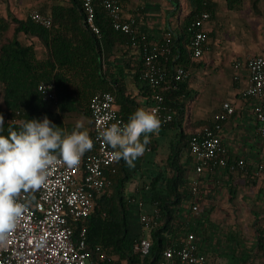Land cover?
I'll return each mask as SVG.
<instances>
[{
    "label": "trees",
    "instance_id": "1",
    "mask_svg": "<svg viewBox=\"0 0 264 264\" xmlns=\"http://www.w3.org/2000/svg\"><path fill=\"white\" fill-rule=\"evenodd\" d=\"M226 1L230 10L239 9L242 3V0ZM215 9L211 0H186L184 9L177 3L175 27L165 29L156 41L141 30L133 34L113 30L105 10L97 3L99 36L84 24L82 0H59L51 4L47 12L52 20L50 29L36 25L28 17L19 19L9 12L3 14L0 9V116L4 121L0 135L4 136L9 135V128L18 131L23 122L42 121L45 116L66 132L75 128L77 119H87L91 127L89 102L97 91L114 95L115 106L127 123L138 108L149 110L152 91L141 75L150 45L167 43V51L157 53L156 64L164 71L165 78L156 92L172 111V120L159 129L170 132L168 141L159 147L158 169L150 172L132 194L127 193L132 173L123 159L115 162V173L104 170L111 181L110 190L93 194L92 212L75 229L76 236L79 226H85L86 250L93 264H162L164 248L183 232L192 230L190 224L197 217L182 208L191 198L187 171L193 160L189 140L204 127H213L214 120L213 116L189 115L193 88L189 78L176 80L174 70L177 67L189 70L195 65L190 52L195 22L204 12L211 18ZM166 32L170 33L168 39L164 36ZM22 34L25 40L19 39ZM34 41L41 46V56ZM43 82L54 84L55 104L45 101L38 92L37 86ZM224 122H220L221 126ZM88 133L91 137L92 129ZM150 141L146 149L157 151V141ZM225 171L232 172L228 167ZM137 202L156 209L159 215L158 225L144 229L141 235L131 225L132 208L138 209ZM261 209L262 212L251 211L255 241L243 253V264H254L253 256L264 259V207ZM138 236L150 242L146 256L134 250Z\"/></svg>",
    "mask_w": 264,
    "mask_h": 264
},
{
    "label": "built area",
    "instance_id": "2",
    "mask_svg": "<svg viewBox=\"0 0 264 264\" xmlns=\"http://www.w3.org/2000/svg\"><path fill=\"white\" fill-rule=\"evenodd\" d=\"M99 4L106 12L113 30L124 34L138 31V22L133 18H124L121 0H82L84 24L96 36L100 29L96 21L95 5ZM27 17L36 25L50 29L52 20L48 15L31 9ZM207 12L202 13L195 22V30L190 44L191 59L198 61L208 49V34L204 24L209 20ZM169 38L170 33L164 34ZM168 41V40H167ZM151 48L144 58L145 70L141 79L152 91L149 111L156 110L161 125L172 120V111L164 105V98L156 92L164 81V71L156 64L157 53L167 51V43ZM233 79L238 80L239 73L246 72V85L240 89V97L251 106L255 122V133L264 141V55H251L232 62ZM189 70L177 67L174 70L176 80H186ZM45 101L56 103L55 86L52 82H43L37 86ZM89 110L92 119L93 148L83 155L78 165L68 167L58 162L48 170L45 184L33 193H21L19 202L26 204L16 228L0 246V264H93L86 250V228L79 226L75 236L76 224L82 223L93 210V194L110 190L111 181L104 170L115 173L113 149L99 137V130L112 123H125L115 106L114 95L108 91H97L91 97ZM235 114V107L230 101H223L213 116L214 126L204 127L189 140V152L193 165L187 171L191 182V198L182 205L185 212L197 216L200 201L204 196L201 181L205 171L217 172L227 167L232 172L236 168L246 169L247 163L240 159L236 163H227V149L220 139L221 121ZM71 133V132H68ZM252 178H264V163H259L251 172ZM34 197V198H33ZM137 223L141 233L144 229H153L158 225L159 215L152 208L142 213V202H137ZM134 250L141 255H148L150 242L138 236ZM162 264H218L208 260L201 249L200 241L193 231H185L181 237L173 240L162 252Z\"/></svg>",
    "mask_w": 264,
    "mask_h": 264
},
{
    "label": "crops",
    "instance_id": "3",
    "mask_svg": "<svg viewBox=\"0 0 264 264\" xmlns=\"http://www.w3.org/2000/svg\"><path fill=\"white\" fill-rule=\"evenodd\" d=\"M44 1L45 3L40 5L39 10L42 11L43 9L47 14L50 5L53 3H48V0ZM211 1L216 5L215 13L204 24V30L208 33L209 39H218L219 42L220 38L224 39L227 34L233 36V28L241 26L245 30L241 41L247 43L246 46L242 47L229 40L224 51H221L222 44L217 45L218 48L209 44L207 51L200 59L201 62L196 65L198 66L197 71L203 74H210V71L214 70L215 82L224 95L221 100L230 101L235 107V114L225 120L220 131L221 142L227 149V161L233 163L243 159L247 163L245 170L239 168L238 171L231 173L226 172L225 169L210 173L205 171L206 175L201 181L204 196L200 201V211L196 216L197 218L190 224L192 229L190 231L198 236L200 247L206 252L208 260L221 264L217 260L219 252L228 251V249L215 246L213 243L214 228L218 224L215 221L216 218L246 217V214H249L254 220L251 211L262 212L261 208L264 207V178L255 179L251 176L255 166L264 163V141H260L255 133V122L251 114L250 104L239 95L240 89L246 85V72L242 70L238 75V80L235 81L232 69L233 60H240L244 54H247L245 51L264 53L263 44H260L259 47L261 41H258L257 35L258 32L261 34L262 30L264 35V0H242L239 9L234 10L227 8L226 0ZM121 2L124 18L135 19L139 29L155 41L160 39L165 29L175 27V12L169 14L170 8L164 0H122ZM3 7V12H9L16 16L14 9L8 8L5 3H3ZM16 17L22 19V17ZM215 21H223V24L217 26ZM224 25H227L225 33H223ZM19 39L25 40V36L19 35ZM224 67L228 68L229 71L226 82H223L218 75L219 70ZM221 100L211 104L218 107V109L211 110L212 116L218 112L222 103ZM91 129L92 126H89V121L85 120L83 130L91 131ZM169 133V131L159 130L157 133L149 134L150 139L157 141L158 150L151 152L146 149L143 156L134 161V171L139 179L138 187L150 172L158 169L161 155L159 147L167 143ZM126 167L130 169L127 164ZM150 210L151 207L145 204L141 212L148 213ZM137 215L138 209L132 208L131 225L134 229L138 228ZM240 262L243 264L241 259Z\"/></svg>",
    "mask_w": 264,
    "mask_h": 264
},
{
    "label": "clouds",
    "instance_id": "4",
    "mask_svg": "<svg viewBox=\"0 0 264 264\" xmlns=\"http://www.w3.org/2000/svg\"><path fill=\"white\" fill-rule=\"evenodd\" d=\"M161 123L156 110L138 108L127 123H112L99 130L98 135L113 149V160L123 159L129 168H134V161L143 156L151 142L149 134L157 133ZM3 125L0 116V131ZM83 129L80 120L68 133L45 116L42 121L23 122L18 131L9 128L8 136L0 135V246L26 210V204L19 202L21 193L38 191L58 157L60 162L72 167L93 148V140Z\"/></svg>",
    "mask_w": 264,
    "mask_h": 264
},
{
    "label": "rangeland",
    "instance_id": "5",
    "mask_svg": "<svg viewBox=\"0 0 264 264\" xmlns=\"http://www.w3.org/2000/svg\"><path fill=\"white\" fill-rule=\"evenodd\" d=\"M57 1L59 0H48L47 2L55 3ZM61 1H65V0H61ZM164 1H166L168 7L170 8L169 14H171V12L176 13L177 3H180L183 9L186 7V0H164ZM3 3H5V5H7L8 8L14 9L13 11L16 16L26 18L29 10L31 9L39 10V8L41 7L40 5L45 3V1L44 0H0L1 12L5 14V12H3L4 11ZM42 13L47 15L45 10L43 9H42ZM215 23L217 26H219L223 24V21H215ZM226 27L227 25L223 26L224 29L223 33H225L226 31L227 29ZM244 31H245L244 28H241V26H237L236 28H233V33H232L233 36H229L227 34L224 39L220 38L219 42L218 39L210 40L208 37V46L209 44H212L213 47L218 48L217 45L222 44L221 51H224L228 46L229 40H231L233 43L235 44L237 43V45L244 47L247 45L246 42L241 41V39H243ZM257 35H258V41H261L259 42V47L260 44L261 45L263 44L264 47L263 30L261 31V34L260 32H258ZM34 42L36 43L37 53L39 56H41L42 55L41 46L36 41ZM219 49L221 48L219 47ZM245 52H247V54L246 55L244 54V56L241 59L254 54L264 55V53L262 52L261 53L255 51L250 52V50L249 51L247 50ZM198 62H201V60L195 61V65L189 69V73H190L189 83L193 88L194 97L193 100L190 101L188 105V113L193 118H200V117L207 118L212 116L211 110L218 109L217 106H212L211 104L213 102L217 103L219 100H221V98L224 95L221 92V88H219L217 82H215L216 76L214 70H211L210 74H203L201 72H198L197 71L198 66H196ZM218 73H219L218 75L221 77L223 82H226V80L229 77L228 68L224 67L220 69ZM221 101L223 102L225 100H221ZM0 103H1V86H0ZM85 120L87 119H82L83 123ZM72 121L74 120L72 119ZM77 121H80V119H77ZM128 170L131 171L132 176L130 177V181L128 183L127 193L132 194L135 185L137 186L139 184V179L134 171V168L132 169L130 168ZM215 221L218 222V224H216L217 226L216 228H214L215 235H214L213 243L215 246L226 247L228 249V251H220L217 260L221 264H242L240 262V259L244 258L243 253H247L255 241V233L252 226V221H253L252 217L249 214L248 215L246 214V217H236L229 219L216 218ZM136 231H138V233L140 234L141 229L137 228ZM253 262H255L254 264H264V259H262L261 257L254 258L253 256Z\"/></svg>",
    "mask_w": 264,
    "mask_h": 264
}]
</instances>
